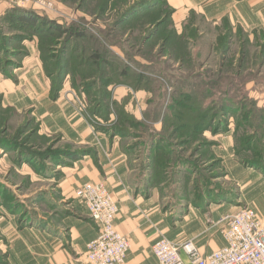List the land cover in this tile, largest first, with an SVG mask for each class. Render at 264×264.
<instances>
[{"label": "rangeland", "instance_id": "374dc122", "mask_svg": "<svg viewBox=\"0 0 264 264\" xmlns=\"http://www.w3.org/2000/svg\"><path fill=\"white\" fill-rule=\"evenodd\" d=\"M10 6L0 0V220L43 221L62 175L92 155L64 137L65 109L133 149L155 144L148 174L178 188L170 201L205 193L239 211L230 174L264 176V45H240L221 59L218 34L212 49L193 50L199 28L178 34L164 0H30L20 13ZM20 17L33 23L19 25ZM144 86L163 92V111L174 105L175 123L116 132L113 92ZM109 112L116 117L107 124L100 119Z\"/></svg>", "mask_w": 264, "mask_h": 264}, {"label": "crops", "instance_id": "0c3cea01", "mask_svg": "<svg viewBox=\"0 0 264 264\" xmlns=\"http://www.w3.org/2000/svg\"><path fill=\"white\" fill-rule=\"evenodd\" d=\"M164 1L172 9L170 19L178 34L187 26L199 28L200 41L191 43L193 50L212 49L218 34L221 42H217V50L223 43L227 51L239 50L240 45H264L260 39L264 38V0ZM238 37L240 41L235 42ZM113 97L118 107L123 106L137 121L162 129L161 116L146 119L154 105L152 92L115 90ZM113 116L116 114L109 112L100 120L108 124ZM58 123L68 127V133L63 132L65 138L79 148L90 149L92 155L76 161L62 175L58 198L52 197L53 204H47L43 221L19 223L15 215L0 220V264H87L86 246L99 231L75 196L76 189L87 182H103L118 205L115 227L130 243L124 264H158L152 246L161 236L175 244L191 242L202 256L225 246L220 232L223 225L217 221L235 214L238 207L228 201L217 203V196L206 197L205 193L200 200L185 199L183 191L181 197L170 201L178 188H163L170 179L162 182L159 174H148V164L157 154L155 144L147 145L146 150L142 146L133 149L130 140L95 132L72 109L63 110ZM236 172L229 176L239 188L236 202L254 210L264 222V176L256 171Z\"/></svg>", "mask_w": 264, "mask_h": 264}, {"label": "built area", "instance_id": "2783aa9c", "mask_svg": "<svg viewBox=\"0 0 264 264\" xmlns=\"http://www.w3.org/2000/svg\"><path fill=\"white\" fill-rule=\"evenodd\" d=\"M3 1L21 7L30 0ZM75 196L99 228L97 237L86 246L87 264H124L130 243L116 230L118 205L106 185L84 183ZM217 225H223L220 232L225 246L209 255L202 256L191 242L175 244L164 236L153 244L152 253L158 264H264V222L254 210L241 207L235 214L222 217Z\"/></svg>", "mask_w": 264, "mask_h": 264}, {"label": "trees", "instance_id": "16d2710c", "mask_svg": "<svg viewBox=\"0 0 264 264\" xmlns=\"http://www.w3.org/2000/svg\"><path fill=\"white\" fill-rule=\"evenodd\" d=\"M9 8H10V10L12 12H17V13L23 12V9H21V8H19L17 6H13L12 5ZM36 16L37 15H34L33 18L36 17ZM37 17H38L37 19L34 18V21H35V19L37 21H39L40 18H39V16H37ZM24 22H26V24ZM17 23L19 25H27L28 26V24L29 23L30 24L33 23V21H27L26 19H22L20 17L19 19L17 18ZM219 50H221V52H222L221 53V59H222V58H224L223 56H225V54L227 53V46L223 43L221 49H219ZM222 62H223V60H221V66H223V63H224V62L223 63ZM219 74H221V73H219ZM146 83L147 82H144V84H146ZM142 88H143L142 89L143 91H150V92H152L154 94V105H153L151 111H149V113L146 115V119L147 120L148 119L155 120V119H157V117L161 116L162 130H163V132H164V130H168L169 129L168 126L170 124H173V121L175 123V117H176L175 113L174 112L171 113V111H172L171 109H174V105L171 104L172 106L168 109L169 111L167 109H165V111H163V108H165V103H164V100H163L164 99L163 92H160L157 88H154V86H150L149 88H148V86H144ZM117 110H118L119 119H118V122L116 124L117 126L115 128L116 132L125 130L127 133H129L128 129H129V127H133V124L140 125V126H142L144 128L148 127L145 124V122H143L144 123L143 124L142 122L137 121L134 116L126 113L125 111H123V109L121 107L117 106ZM128 124L129 125L131 124V125L129 127H127ZM164 140L165 139L163 137L160 138V141L164 142ZM160 152H161V156H164V155L168 156L170 154V153H168V151H166L165 147L160 149L159 153ZM73 159H76V157H73Z\"/></svg>", "mask_w": 264, "mask_h": 264}, {"label": "flooded vegetation", "instance_id": "af4514ba", "mask_svg": "<svg viewBox=\"0 0 264 264\" xmlns=\"http://www.w3.org/2000/svg\"><path fill=\"white\" fill-rule=\"evenodd\" d=\"M223 62H224V60H223ZM223 62H222V63H223Z\"/></svg>", "mask_w": 264, "mask_h": 264}]
</instances>
